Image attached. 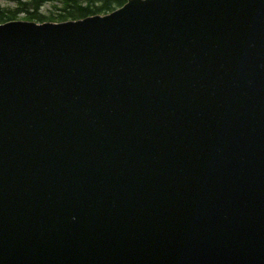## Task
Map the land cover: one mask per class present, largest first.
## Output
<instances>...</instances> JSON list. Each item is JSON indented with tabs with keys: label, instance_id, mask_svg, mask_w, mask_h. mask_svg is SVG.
Returning a JSON list of instances; mask_svg holds the SVG:
<instances>
[{
	"label": "water",
	"instance_id": "obj_1",
	"mask_svg": "<svg viewBox=\"0 0 264 264\" xmlns=\"http://www.w3.org/2000/svg\"><path fill=\"white\" fill-rule=\"evenodd\" d=\"M0 264H264V0L0 23Z\"/></svg>",
	"mask_w": 264,
	"mask_h": 264
},
{
	"label": "trees",
	"instance_id": "obj_2",
	"mask_svg": "<svg viewBox=\"0 0 264 264\" xmlns=\"http://www.w3.org/2000/svg\"><path fill=\"white\" fill-rule=\"evenodd\" d=\"M0 3V23L17 19L38 22L64 21L105 14L123 5L126 0H6ZM48 5V10L45 6Z\"/></svg>",
	"mask_w": 264,
	"mask_h": 264
},
{
	"label": "rangeland",
	"instance_id": "obj_3",
	"mask_svg": "<svg viewBox=\"0 0 264 264\" xmlns=\"http://www.w3.org/2000/svg\"><path fill=\"white\" fill-rule=\"evenodd\" d=\"M0 3H2V5H4V4L7 3V2H6V0H0ZM48 8H49V6L46 5V6H45V9L48 10ZM18 19H23V18H22V14H20V17H18Z\"/></svg>",
	"mask_w": 264,
	"mask_h": 264
}]
</instances>
